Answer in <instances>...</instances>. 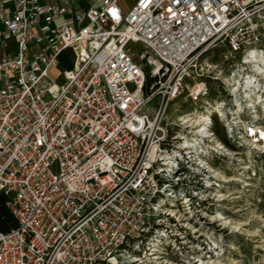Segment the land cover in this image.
Wrapping results in <instances>:
<instances>
[{"label": "built area", "instance_id": "1", "mask_svg": "<svg viewBox=\"0 0 264 264\" xmlns=\"http://www.w3.org/2000/svg\"><path fill=\"white\" fill-rule=\"evenodd\" d=\"M251 79L263 98L264 0H0V194L17 224L0 264H140L183 243L210 160L230 156L216 126L264 152V128L242 126Z\"/></svg>", "mask_w": 264, "mask_h": 264}, {"label": "rangeland", "instance_id": "2", "mask_svg": "<svg viewBox=\"0 0 264 264\" xmlns=\"http://www.w3.org/2000/svg\"><path fill=\"white\" fill-rule=\"evenodd\" d=\"M130 47L136 56L141 51L139 45ZM74 60L72 51L62 53L58 58L59 66L49 73L51 78L57 77L56 83L61 84L63 82L61 73L70 70ZM209 62L217 66V73L223 75L234 64L229 49L224 46L218 47L210 54ZM212 93L214 99L220 97H222L220 100L223 99V95L217 93V89H213ZM262 95L263 98L258 99V102L264 101V94ZM238 101H241L244 108L246 99L240 96ZM226 104L227 106L232 104L228 97ZM178 107L184 113L192 110V105L188 103H179ZM242 118L244 129L249 126L264 128V113L261 107H258L257 114L250 115L245 112ZM216 131L233 155L212 158L210 165L221 176L236 178L241 182H220L221 179L216 178L213 173L206 176L203 182L205 185L208 186L210 181L215 184L204 196L207 200L206 206L193 208L190 211L192 217L182 215L190 223L186 225L190 230L188 238L172 250H168L165 255L159 256L158 260H154L150 252H145L144 246L139 253L140 264H200L198 262L200 259L204 260L205 264H264V152L251 150L244 146L243 142L230 138L232 135L221 125L216 126ZM262 134L264 135V131ZM257 147L264 149V146ZM222 199L225 201L221 202ZM220 216L223 221L215 222ZM126 262L129 263V260Z\"/></svg>", "mask_w": 264, "mask_h": 264}, {"label": "bare ground", "instance_id": "3", "mask_svg": "<svg viewBox=\"0 0 264 264\" xmlns=\"http://www.w3.org/2000/svg\"><path fill=\"white\" fill-rule=\"evenodd\" d=\"M246 87L247 88H251V93H253L252 91L254 90V92H255V89H260L261 88V85L258 83L257 84V81H256V79L255 80H249L248 82H247V85H246ZM252 88H253V90H252ZM255 88V89H254ZM247 98H248V100H250V103H252L253 104V107H255V108H258V107H263V106H260V105H263L264 104V101H259L258 102V97H257V94H256V92L254 93V94H250V93H248V96H247ZM187 121V123H189V126H188V128H192V129H198L199 127L198 126H200V124H201V119L200 118H197V117H195V118H191V119H188V120H186ZM257 130H258V127H257ZM192 132H195V130L194 131H192ZM226 147V146H225ZM226 151L228 152V154L229 155H233L232 154V152L229 150V149H227V147H226ZM236 156V155H235ZM209 168H210V171L213 173V174H215V176H216V178L218 177L219 178V180L221 179V180H223V181H221L220 180V182H225V183H231V182H241L240 180H237L236 178L234 179H231V178H227V177H223V176H221L219 173H217V171H215L214 169H213V167L212 166H209ZM216 180H218V179H216ZM215 184L214 183H211V181H210V184H209V186H214ZM221 202H224L225 201V199H222V200H220ZM222 216V215H221ZM221 216L219 217V220H217L218 218H216V220L217 221H215V222H221V221H223V219L221 218ZM225 223V222H224ZM228 223V222H227ZM233 226V225H232ZM236 228H238V226H236ZM217 245V244H216ZM156 260H158L159 258H155ZM197 261V260H196ZM198 262L200 263V264H205V261L204 260H198ZM213 263H217V261H213ZM197 264V263H196ZM220 264V263H219Z\"/></svg>", "mask_w": 264, "mask_h": 264}, {"label": "trees", "instance_id": "4", "mask_svg": "<svg viewBox=\"0 0 264 264\" xmlns=\"http://www.w3.org/2000/svg\"><path fill=\"white\" fill-rule=\"evenodd\" d=\"M7 198L4 194H0V232H8L16 228V221L11 215L7 205Z\"/></svg>", "mask_w": 264, "mask_h": 264}, {"label": "crops", "instance_id": "5", "mask_svg": "<svg viewBox=\"0 0 264 264\" xmlns=\"http://www.w3.org/2000/svg\"><path fill=\"white\" fill-rule=\"evenodd\" d=\"M66 1V0H65ZM71 1L80 11L90 6H97L100 0H67ZM134 0H117L121 9L126 12Z\"/></svg>", "mask_w": 264, "mask_h": 264}]
</instances>
